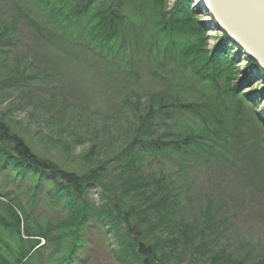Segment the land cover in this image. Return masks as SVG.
Instances as JSON below:
<instances>
[{
	"label": "trees",
	"instance_id": "1",
	"mask_svg": "<svg viewBox=\"0 0 264 264\" xmlns=\"http://www.w3.org/2000/svg\"><path fill=\"white\" fill-rule=\"evenodd\" d=\"M30 1L47 17L45 25L22 7L16 6V10L45 45L64 54L76 53L79 58L90 54L95 70L102 63L113 66L122 55L125 25L130 18L123 13V0ZM148 2L153 5V15L160 16L164 33L169 34L170 28L196 37L178 51L182 64L191 66L212 89H223V98L241 97L233 107L236 133L228 134L220 116L219 127L205 121L199 104L160 98L143 110L139 106L138 124L117 155L114 169L103 164L78 173L39 156L23 135L0 118V187L10 182L19 188L28 186L26 201L20 199L19 192L14 198H9L8 192L0 194V229L16 241L13 244L0 238V264H92L91 231L100 237L105 234L111 242L109 250L120 264H166L171 260L176 264L186 256L190 257L189 264H237L225 254L211 251L208 255L210 241L206 237L211 224L207 222L211 218L201 223L197 217L186 215L168 176L145 177L142 172L148 161L160 158L187 164L201 152L212 157L220 150L218 146L226 148L231 139L242 146L248 134L256 137L257 129H261L264 147V107L257 111L264 101V70L226 33L220 32L219 41L208 47V27L217 31L218 27L213 18L208 17L205 23L198 20L200 13L208 16L199 0H176L172 6L168 0ZM147 3L140 4L144 7ZM15 39L13 26L0 27V52ZM121 59L132 68L133 58ZM240 62L246 63L241 72ZM32 77L25 70L0 77V91L8 83L24 84ZM256 83H262V87L253 90ZM140 100L138 95L127 96L125 104H140ZM244 104L251 106L253 115L245 113ZM189 113L200 118L208 129L199 132L181 128L178 121ZM94 185L100 190L98 203L89 196ZM40 199L59 211H67L68 216L56 221L37 220L35 208ZM205 209L212 214L209 202ZM239 264L248 263L244 260ZM252 264H264V258Z\"/></svg>",
	"mask_w": 264,
	"mask_h": 264
},
{
	"label": "rangeland",
	"instance_id": "2",
	"mask_svg": "<svg viewBox=\"0 0 264 264\" xmlns=\"http://www.w3.org/2000/svg\"><path fill=\"white\" fill-rule=\"evenodd\" d=\"M123 1V13L130 17L125 25V48L113 66L102 63L95 70L90 64V54L79 58L76 53L64 54L42 42L16 10V6L22 7L45 25L47 17L30 0H0V27L13 26L16 37L0 52V77L24 70L33 75L27 83H8L3 87L0 118L23 135L39 156L64 170L81 173L103 164L114 169L117 155L138 124L139 106L143 110L160 98L199 104L205 121L219 127L220 116L228 134L236 133L233 107L241 97L223 98V89H212L209 82L179 59L178 51L196 37L170 28L169 34L164 33L160 16L153 15L156 14L153 5L147 0ZM175 1L168 0L169 5ZM141 2L147 4L143 7ZM197 18L204 23L209 20L201 13ZM220 36L219 31L209 26L208 47L212 48ZM124 56L135 60L132 68L122 62ZM245 66V62H240L239 72ZM261 87L262 83H256L253 90ZM132 95L140 96V104H125L127 96ZM263 107L264 101L257 111ZM244 110L253 115L248 104H244ZM177 124L184 130L208 129L200 118L190 113ZM260 130L257 129L256 137L248 134L242 146L235 139L226 148L218 146L220 150L212 157L201 152L187 164L160 158L148 161L142 172L145 177L168 176L173 182L171 189L181 197L186 215L197 217L201 223L211 218L207 222L211 224L206 237L210 241L208 255H212L211 251L225 254L237 264L244 260L252 264L264 258V147ZM27 187L19 188L10 182L0 187V194L8 192L9 198H14L19 192L20 199L26 201ZM92 188L89 196L98 203L99 186ZM39 202L35 208L37 220L56 221L68 216L67 211L53 208L46 200ZM208 202L212 205L211 215L205 209ZM0 214L3 215L1 206ZM88 237L94 242L92 264H120L112 256L111 242L104 238L105 234L101 238L91 231ZM0 238L16 242L2 230ZM183 258L176 264H189L190 257ZM166 264H173V260Z\"/></svg>",
	"mask_w": 264,
	"mask_h": 264
},
{
	"label": "water",
	"instance_id": "3",
	"mask_svg": "<svg viewBox=\"0 0 264 264\" xmlns=\"http://www.w3.org/2000/svg\"><path fill=\"white\" fill-rule=\"evenodd\" d=\"M226 33L264 70V0H199Z\"/></svg>",
	"mask_w": 264,
	"mask_h": 264
}]
</instances>
